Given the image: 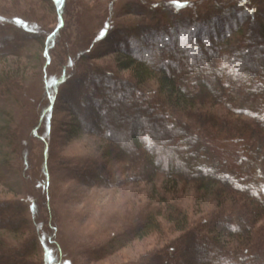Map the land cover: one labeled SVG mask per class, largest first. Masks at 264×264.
Masks as SVG:
<instances>
[{"label":"rangeland","instance_id":"374dc122","mask_svg":"<svg viewBox=\"0 0 264 264\" xmlns=\"http://www.w3.org/2000/svg\"><path fill=\"white\" fill-rule=\"evenodd\" d=\"M52 1L53 6L50 0H0V58L5 59L0 62V72L10 70L14 76L11 77L10 91L6 87L0 88V203L21 204L25 214H18V217L29 223L27 231L36 232V227L41 226V234L45 230L51 234L49 238L36 235L35 252L28 259L34 263L37 261L36 264L41 262L46 239L48 245L53 246L50 249L53 256L56 255V264H165L168 260H173V264H195L188 256L180 259L184 242L193 237V233L212 239L206 230L200 232L196 229L204 224V220L211 221L214 211L219 210L213 197L204 199L203 194L196 191L198 186L191 181L178 179L172 189L164 172L166 161L171 160L168 152L170 155L185 152L191 143L186 135L188 125L200 123L204 112L197 108L186 117L189 121L181 119L178 122L181 127L177 126L175 113L172 115L170 110H160L154 104L156 86L151 82L136 91L129 86L134 85L130 73L118 70V60L124 54L136 53L145 62H153L154 66L150 68L153 71H157L158 63L162 61L167 71L178 75L175 80L181 84L182 92L192 97L197 90L193 76L196 73L199 76L197 81L205 83L202 71L207 64L200 61L193 65L196 59L187 57L196 56L189 54L190 46L187 45L192 41L201 44L203 40L209 41L217 54L226 42L224 49L233 41L243 39L252 48L254 44L257 46L244 62L264 63L263 42L255 29L260 24L264 25V0ZM240 2H248V7L255 11L252 14L235 13L226 22L224 31H218L215 26L204 33H195L192 28L184 29L181 33L185 37L183 41L178 36L175 44L170 39L158 44L160 52H164L162 54L149 50L152 43L148 39L130 35L138 30L141 34L144 28L153 24V12H156V17L170 18L169 21L174 23L180 21L181 25V19H188L186 12H190L188 21L192 26L196 11L209 12L212 7L222 5L240 6ZM14 18L32 25L36 34L14 27L11 23ZM236 26L242 28L241 33L232 31ZM127 32L129 44L122 37ZM125 46L128 53L122 50ZM170 48H180L187 56L168 55ZM224 49V52L228 51ZM234 57L231 58L235 60ZM188 64H192L194 69L191 71H195L191 79L181 72L182 69H191ZM232 67V64L225 67V76L233 75ZM91 68L100 70L102 75L109 74L112 79L111 82L101 80L99 84L87 79V83H94L95 88L88 85L94 89L93 96L89 94V88L87 92L84 90L85 85L80 81L83 75L87 78L86 73ZM62 79L66 81L62 83ZM102 84L111 85L110 92L113 91L115 96L106 98L104 95L100 99L102 103L95 105L92 97L99 98L96 91ZM208 84L210 93L217 96V88ZM104 89L108 87L103 86ZM226 94L224 96L230 98L229 93ZM210 96L213 98L212 94ZM193 97L192 100L195 99ZM203 107L214 113L216 119L231 115L219 96ZM166 111L170 116L165 115ZM72 113L81 120L82 131L67 138L65 124L71 120ZM96 115L101 116L99 121H95ZM230 117L232 123L245 128L249 126L254 133L264 137V131L244 117ZM137 119L143 122L142 127L146 130L148 125L162 128L158 145L144 148L146 151L159 149L163 153L161 168L151 182L138 174V169H127L121 163L101 157L109 145L106 139L114 138L120 144L126 143L130 124ZM183 124L187 127H182ZM105 126H111L110 130ZM218 132L219 129L212 131L214 137ZM7 133L14 139H8ZM171 137L174 141L169 142ZM229 147H225L224 154L233 157L236 153L232 151L236 149ZM129 156L130 162L132 156ZM176 158L182 167L186 164L183 159ZM224 187L217 185L215 190L223 194L227 191ZM228 194L236 208L245 205L246 201L243 202L238 195L230 191ZM172 207L186 213L189 223L186 235L174 231L173 225L165 220L166 210ZM8 211L10 216L12 210ZM157 213L160 215L156 217ZM150 215H154L155 227L141 231L140 227H144ZM2 216L5 220L8 218V215ZM247 224L246 221L238 226H229L234 239L226 242L228 251L264 249V215L248 228ZM245 228L251 229L245 234L253 242L251 244L257 245L239 249L235 241L246 237L240 233ZM205 236L204 241L207 239ZM25 239L27 242L31 240L29 237ZM196 248L191 254L195 259L209 254L208 262L204 257L206 263L203 264L232 262L231 258L219 257L220 251L213 250L208 242L202 244L199 241Z\"/></svg>","mask_w":264,"mask_h":264},{"label":"trees","instance_id":"16d2710c","mask_svg":"<svg viewBox=\"0 0 264 264\" xmlns=\"http://www.w3.org/2000/svg\"><path fill=\"white\" fill-rule=\"evenodd\" d=\"M50 1L52 6L55 5L52 0ZM248 4V2H240V6L238 4L234 7L222 5L212 7L209 12L204 11L203 13H199L196 11L197 17L193 19L194 21L192 23L194 24L192 26L191 22L188 21L190 20V12H186V17H188V19H181L182 25L180 21L174 23V21H169L170 18L162 16L156 17V12H153L152 19H155L154 23L144 28L141 34H138L140 33V30H138L130 35L134 37H139L140 35L141 38L148 39L150 43H152L148 47L149 50L157 54H162L164 52H160L158 44H161L163 40L168 41V39H170L171 42L175 44L176 37L181 36V33L187 28H192L191 30L195 33L198 31L204 33L207 29L211 30L210 28L213 26L217 27L218 31H224L226 22L230 21L235 16V13H237V15L252 14L253 11H255L254 8L248 7ZM13 22L11 23L14 27L36 34L32 25L24 22V20L22 21L18 18H14ZM241 22L242 24L244 23L243 21ZM241 29L236 26L232 31L239 34L241 33ZM255 29L263 42L262 47L264 48V25L260 24ZM128 34V32L124 33L122 37L125 38L129 44ZM215 41H218L217 38ZM219 43L220 42L216 44ZM226 43L221 46L222 49H219L217 54L216 48L207 40H203L202 44L192 41L190 43L191 45H187L190 46L188 48L190 51L189 54L196 56H187L184 54L185 51L183 52L180 48L179 50L173 48L168 49V55L169 53L176 55L184 54L189 57V59L194 57L193 59L196 60L192 63L193 65L198 64L197 62L200 63V61L207 63L205 69L202 71L204 80L200 79L205 83L197 81L199 76L196 75L195 71H191L194 69V67L192 68V64H188L191 66L190 70L182 69L181 71L187 79H191L192 75H194L193 73L196 75L193 76V83L195 87H197L193 95L194 97L192 96L195 98L194 100L191 99V96H187L182 92V88H180L181 84L175 80L178 78V75L167 71L165 67L162 66V61H159L157 71H153L150 69L154 66L152 61L145 62L141 59V56L136 53L124 54L118 60V70L128 71L130 73L134 80V85L132 84L129 86L135 88L136 91H139V88H144V86L152 82L156 86V98L154 97L153 99V101H156L154 104L160 110H170L169 112L172 115L175 113L174 123L177 126H179L178 122L179 120L181 121V119H185L183 121H189L186 117L197 108L204 112L200 123H191L188 125L189 132H186V135H188L191 143L186 147L185 152H177L174 153V155H170L168 152L167 155L171 157V160L168 159V161H166L167 167L164 174L165 179H167L166 182L171 183L173 186L171 187L172 189L174 188V183H176L178 179L191 181L192 184L198 186L196 187V191L197 193L203 194L202 197L204 199L208 198V196L213 197V200L216 202V208L219 211H214L211 221L204 220V224L196 229H199L200 232L206 230L213 238L209 239L205 235L193 233V237L187 238L184 242L185 244L182 249L183 254L180 253V259H182L183 256H188L195 264L206 263L204 257L209 259V256H207L209 254L206 255L205 253L201 259H199L198 256V259H195V256L193 257V255H191L192 252L197 249V243L200 241L202 244L208 242L212 245L213 250L220 251L219 257L227 260L231 258L230 260H232V262L229 264H264V249H262L263 251L261 249H255L242 252H239V250L228 251L226 249V242L229 239H234V233L229 230V226H238L240 222L247 221L248 224L246 228H248L257 220H260L264 215V137L260 136L258 133H254L253 129L251 127L249 128V126L245 128L239 125V123L238 125L235 122L232 123L233 121L230 117L231 115H234L236 119L237 117H244V119L249 120L264 131V63L256 65L251 63L252 61L247 64L244 62L246 58H250V55H252L251 52L257 47L256 44H254L252 48L247 41L242 39V41L237 40L232 43L230 41L231 44L224 49L223 47ZM223 49H228V51L224 52ZM122 50L126 53L129 52L126 46ZM168 55L165 54V58H167ZM233 56H235V60L231 58ZM4 60L5 59L0 58V62ZM167 60H169V57ZM230 64L234 65V67H232L233 75L225 76V67ZM86 74L87 78H84L83 75L80 81H83L82 84L85 85L84 90L87 89L86 92L89 88V94L92 96L94 95V89L92 87L95 88V86L94 83H87V79H92V81H95L97 84H99L101 80H103V82H111L112 80L109 74L102 75L100 70H94L93 68ZM11 77L14 76L10 70H3L0 72V88L2 90L7 88L10 91ZM63 80L64 79L61 80L62 83L66 81ZM208 83H211L217 88V96L225 101V107L230 112V116L228 114V116H221L216 119L213 117L214 113H209V111L203 107L205 103H213L217 98L215 93H210ZM91 84L92 87L90 88L89 86ZM103 86L108 87V89L103 90ZM111 88L112 86L109 84H102L100 89L98 88L96 91L98 92L99 98L91 96L93 98L92 102H96L95 105H100L102 103L100 99L104 95H106V98L115 96V94L112 93L113 91L110 92ZM226 92L229 93L230 98L224 96L227 95ZM211 94L213 98L210 96ZM54 95L56 94L54 93ZM194 101L196 102L194 103ZM201 103H203V105ZM167 111L165 115H169ZM99 117L96 115L95 121H99L101 116ZM227 117L230 118L228 119ZM142 124L143 122L140 121V119L131 122L129 129L130 133L126 143L120 144L114 138L106 139L109 145L105 147L101 157L114 161L115 163H121L127 169H138V174L141 173L146 181L151 182L157 176L161 168L160 162L163 153H160L159 149L146 151L144 148L151 144L158 145L161 141L159 130H162V128L158 126L155 128L152 127V125H148L146 130L142 127ZM184 126L187 127L186 124L182 125V127ZM96 128L97 126L95 125L94 129ZM105 128L110 130L111 126H105ZM216 129H219V132L217 133L218 136L214 137L212 131ZM201 130L206 132L203 133ZM81 131V120L75 113H72L71 120L65 124L64 133L67 138H72L80 134ZM7 136L8 139H14V136L11 134L7 133ZM168 141L172 142L174 138L171 137ZM128 145L130 146L127 147ZM225 147H229L230 149L234 147L233 150H236L231 151L236 154L233 157H226L224 154L226 150ZM130 150H132V152ZM129 154L132 156L130 162ZM176 157L183 159L186 164L184 163L185 165L183 167L179 165ZM174 159H176L175 162H173ZM189 166H191V168H189ZM217 185L225 186L224 188L227 189V191L223 192V194H218L216 192L217 190H215ZM213 190H215L214 194L212 192ZM229 191L232 192L233 195L236 194L241 197L243 202L246 201L244 202V206L246 207L243 206V209L236 208L235 204H232V200H230V198L228 199ZM9 209L10 211L12 210L10 216L8 213ZM2 214L4 216L8 215V218L5 220ZM18 214L21 216L25 214L21 204L0 203V264H11L12 260H15L14 264H36L37 261L34 263V260L30 261V259H28L32 257V254L35 252L36 247L34 246V242L36 235H42L44 238H49L51 235L47 230L41 234L39 229L41 226L36 227V232L32 231L30 233L26 228L29 223L27 220L19 218ZM159 215L160 214L157 213L155 216L157 217ZM164 218L168 223L173 225L174 231L185 233V235L188 233L189 223L186 213H181L179 210L177 211L176 208L172 207L166 210V216ZM145 222L144 227H140L142 229L141 231H147L149 228L153 229V227H155L154 215L147 217ZM246 228L240 232L242 235H246V237L237 238L235 241L239 249L257 245V243L251 244L253 242L248 238L247 234H245L251 229L248 230ZM203 236L207 238L205 241ZM28 237L31 240L27 242L25 238ZM135 237H138V235ZM9 238L11 242H9ZM50 248H53V246L51 244L48 245L45 239V244H43L44 253L39 264L57 263L56 255L53 256V251ZM244 252H248L247 256L244 255ZM229 253H231V255H229ZM166 260L167 258H165V261ZM165 264H173V260H168Z\"/></svg>","mask_w":264,"mask_h":264},{"label":"snow or ice","instance_id":"6c2138e0","mask_svg":"<svg viewBox=\"0 0 264 264\" xmlns=\"http://www.w3.org/2000/svg\"><path fill=\"white\" fill-rule=\"evenodd\" d=\"M179 40L183 41L185 39V37L183 35L178 37Z\"/></svg>","mask_w":264,"mask_h":264}]
</instances>
